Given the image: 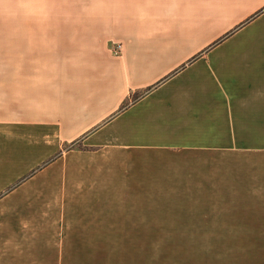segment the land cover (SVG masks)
Instances as JSON below:
<instances>
[{
	"label": "crops",
	"instance_id": "1",
	"mask_svg": "<svg viewBox=\"0 0 264 264\" xmlns=\"http://www.w3.org/2000/svg\"><path fill=\"white\" fill-rule=\"evenodd\" d=\"M0 68V264H264V0H0Z\"/></svg>",
	"mask_w": 264,
	"mask_h": 264
},
{
	"label": "built area",
	"instance_id": "2",
	"mask_svg": "<svg viewBox=\"0 0 264 264\" xmlns=\"http://www.w3.org/2000/svg\"><path fill=\"white\" fill-rule=\"evenodd\" d=\"M111 52H112V54H113L114 56H119L120 53H121V45H120V44H116V45L114 46V48L111 50Z\"/></svg>",
	"mask_w": 264,
	"mask_h": 264
},
{
	"label": "rangeland",
	"instance_id": "3",
	"mask_svg": "<svg viewBox=\"0 0 264 264\" xmlns=\"http://www.w3.org/2000/svg\"><path fill=\"white\" fill-rule=\"evenodd\" d=\"M0 72H1V68H0ZM0 78H1V76H0Z\"/></svg>",
	"mask_w": 264,
	"mask_h": 264
}]
</instances>
